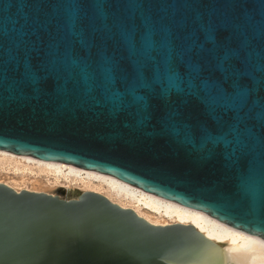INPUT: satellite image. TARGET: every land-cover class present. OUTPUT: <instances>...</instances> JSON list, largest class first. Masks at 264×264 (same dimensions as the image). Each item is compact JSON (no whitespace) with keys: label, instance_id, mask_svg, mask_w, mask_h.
Segmentation results:
<instances>
[{"label":"water","instance_id":"95a60500","mask_svg":"<svg viewBox=\"0 0 264 264\" xmlns=\"http://www.w3.org/2000/svg\"><path fill=\"white\" fill-rule=\"evenodd\" d=\"M0 150L264 240V0H0ZM221 245L0 182V264H228Z\"/></svg>","mask_w":264,"mask_h":264},{"label":"bare ground","instance_id":"6f19581e","mask_svg":"<svg viewBox=\"0 0 264 264\" xmlns=\"http://www.w3.org/2000/svg\"><path fill=\"white\" fill-rule=\"evenodd\" d=\"M0 155L28 160L41 168L52 170L55 174L63 176L64 178H71L70 180L73 177L84 174V179L87 178L98 183L95 188L93 187L85 191L101 193L122 207H130L139 216L152 224L165 225L169 223H181L193 225L208 238L221 243V247L230 251L231 255L228 264H264V240L224 225L200 211L159 198L111 176L80 169L65 163L43 161L1 150ZM34 182L39 187L44 189L48 188V185L42 184L38 180H34ZM141 210L154 216L169 218L171 221L151 220L142 214Z\"/></svg>","mask_w":264,"mask_h":264},{"label":"rangeland","instance_id":"374dc122","mask_svg":"<svg viewBox=\"0 0 264 264\" xmlns=\"http://www.w3.org/2000/svg\"><path fill=\"white\" fill-rule=\"evenodd\" d=\"M40 168L41 167L28 160L18 159L8 155H0V182H4L16 190L28 189L44 191L58 194L64 198L76 197L80 192L92 189L93 187L95 188L98 184L87 178L84 179V174H81V177H73L72 180H70L71 178H64L63 176L55 174L52 170ZM34 180L48 185V188L44 189L39 187ZM141 212L154 221H171L169 218L154 216L143 210H141Z\"/></svg>","mask_w":264,"mask_h":264}]
</instances>
